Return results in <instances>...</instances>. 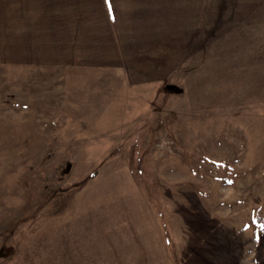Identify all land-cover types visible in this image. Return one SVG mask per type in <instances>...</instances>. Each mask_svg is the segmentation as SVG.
I'll list each match as a JSON object with an SVG mask.
<instances>
[{
  "label": "rangeland",
  "instance_id": "374dc122",
  "mask_svg": "<svg viewBox=\"0 0 264 264\" xmlns=\"http://www.w3.org/2000/svg\"><path fill=\"white\" fill-rule=\"evenodd\" d=\"M2 4L0 264H264V0Z\"/></svg>",
  "mask_w": 264,
  "mask_h": 264
},
{
  "label": "crops",
  "instance_id": "0c3cea01",
  "mask_svg": "<svg viewBox=\"0 0 264 264\" xmlns=\"http://www.w3.org/2000/svg\"><path fill=\"white\" fill-rule=\"evenodd\" d=\"M2 2V8H9L8 6L12 5L19 6L24 9L18 10V12L26 13H93L110 15L114 27L117 26L118 29L121 18L117 15H123V20L131 25L135 19V15L170 13L172 6L182 7V0H2ZM3 11L10 12V9H5ZM176 12H179V10H176ZM137 22L141 23L142 18L139 17ZM120 36L122 37L121 32ZM137 56L139 57V55ZM122 59L124 60V58ZM129 60L138 61L139 59L129 56ZM124 72L128 78L132 77L129 70H124ZM88 73L84 75L87 76ZM165 82L164 80L162 83ZM127 84L130 86H137V83L133 85L130 81H128ZM168 86V84H165L162 88L169 89ZM57 259L58 257H55L56 262ZM66 260H72V264L77 263L75 259H69V255H67Z\"/></svg>",
  "mask_w": 264,
  "mask_h": 264
}]
</instances>
